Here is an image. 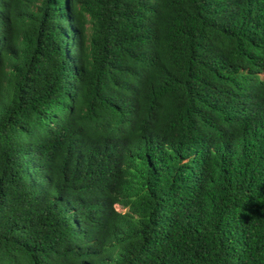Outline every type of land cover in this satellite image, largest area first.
<instances>
[{
  "label": "trees",
  "instance_id": "16d2710c",
  "mask_svg": "<svg viewBox=\"0 0 264 264\" xmlns=\"http://www.w3.org/2000/svg\"><path fill=\"white\" fill-rule=\"evenodd\" d=\"M0 264H264V0H0Z\"/></svg>",
  "mask_w": 264,
  "mask_h": 264
},
{
  "label": "rangeland",
  "instance_id": "374dc122",
  "mask_svg": "<svg viewBox=\"0 0 264 264\" xmlns=\"http://www.w3.org/2000/svg\"><path fill=\"white\" fill-rule=\"evenodd\" d=\"M115 209H116L117 211H122V209H120L118 206H115Z\"/></svg>",
  "mask_w": 264,
  "mask_h": 264
}]
</instances>
